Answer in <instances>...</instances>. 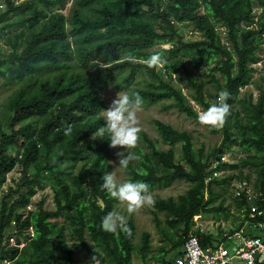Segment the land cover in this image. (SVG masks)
I'll list each match as a JSON object with an SVG mask.
<instances>
[{"label":"trees","instance_id":"16d2710c","mask_svg":"<svg viewBox=\"0 0 264 264\" xmlns=\"http://www.w3.org/2000/svg\"><path fill=\"white\" fill-rule=\"evenodd\" d=\"M63 2L0 0L5 8L0 11V35L8 47V53L0 58V89L17 86L7 99V120L0 131V187L15 167L20 169L15 187H8L1 200L0 263L52 264L53 251L60 247L65 251L66 263L73 264V251L63 241L64 228L55 227V221L67 213H71L67 218L70 237L90 260L97 255L101 264L130 263L135 251L133 221H128L131 235L120 231L108 233L101 227L103 217L114 210L117 202L101 187L102 177L108 173L106 157L110 139L107 134L103 139L99 136L93 139L94 132L106 126L105 121L96 118L106 107L103 91L121 73L128 71L125 82L129 83L137 71L144 70L157 76L158 84L149 83L146 88L135 89L130 96L139 94L147 106L171 101L168 109L174 108L201 125L198 113L181 91L162 81L156 70L145 65L144 60L154 52L163 53L167 59L160 71L169 78L173 75L179 78L184 73L195 93L194 100L203 111L217 100L221 91L229 93L227 103L231 105L222 128L201 125L212 133L222 134L219 146L207 153L202 146L194 150L188 132L154 120V128L170 148L160 150L142 134L147 152L139 154L136 166L129 165L126 169L129 181L145 182L149 189L179 181L190 184L186 193L176 200H157L153 205L182 228V235L173 247L181 246L183 237L194 225V216L226 212L221 206H213L215 187L225 186L233 179L249 181L248 175L239 172L238 176L227 175L205 183L212 163L232 144L243 148L247 157L242 166L254 171V187L264 197V87L255 103L250 98L245 106L248 111L245 122L234 109L236 104L243 103L239 95L250 84L252 65L260 61L258 53L264 45V0H77L78 7L70 19L55 9L62 8ZM92 5H97L95 17L85 10ZM255 8L261 10L257 19L253 14ZM68 20L74 46L68 40ZM181 24L191 25L201 38L186 41L179 28ZM218 27L225 29L226 43L221 42ZM165 43L170 45L168 49L153 50ZM128 54L136 57L135 63L126 59ZM185 58L194 69L207 71L203 78L213 85L214 92L207 94L204 82L190 76ZM31 119L41 121L37 130L29 122ZM232 122L240 130L239 139L232 138ZM68 128L70 135L65 134ZM176 144L180 145L179 160L172 148ZM13 148L19 150L17 156H13ZM78 164L81 165L77 172H67ZM157 168L169 173L159 175ZM217 169L231 171L238 166L221 164ZM43 174L54 184V210H46L40 201L35 210L18 213L17 208L26 209L43 188ZM13 194H18L17 199L10 203ZM244 205L243 199H235L237 212ZM10 233L28 240L22 250L18 238L14 246L8 247ZM196 235L203 246L212 240L202 232ZM148 239V234H143L141 254L148 251ZM88 242L101 245L104 256L91 251Z\"/></svg>","mask_w":264,"mask_h":264},{"label":"rangeland","instance_id":"374dc122","mask_svg":"<svg viewBox=\"0 0 264 264\" xmlns=\"http://www.w3.org/2000/svg\"><path fill=\"white\" fill-rule=\"evenodd\" d=\"M166 2V0H165ZM64 6L62 8L55 7L56 10L60 11L65 15L67 19H70L73 13V10L77 8V0H64ZM97 5H92L86 8L87 14L95 17L97 15L96 11ZM4 7L0 5V11H4ZM261 12L260 9L255 8L253 10V14L257 16ZM67 32H68V40L72 46H74V37L70 33L72 26L70 25V21H67ZM180 31L186 41H196L199 40L200 34L194 33L192 30V26L188 24L179 25ZM221 42L226 43V32L222 27L217 28ZM190 32H193L190 35ZM170 45L168 43L161 44L156 46L153 50H157L159 48L168 49ZM8 53V47L4 45L3 37L0 35V58L3 54ZM260 61L257 64L252 65L254 71L252 73V78L250 84L241 90L240 99L242 100V104H236L234 109L237 110L240 114V120L245 122L248 118L247 111V103L249 104V99L251 98V102L255 103L256 98L258 97L261 89L264 87V45L262 49L258 53ZM189 71L190 76H195L198 81L204 82L205 92L208 94L210 92H214L213 85L208 83L207 80L203 78V74H206L205 69L196 70L192 67L188 58L183 60ZM156 75L160 77L162 81H166L171 83L173 87L179 89L181 93L184 95L185 99L192 106L194 111L197 113L203 111L201 106H199L195 100V93L191 86L188 84V81L184 77V73H180L179 78L177 75H173L169 78L166 74L162 73L160 70H156ZM128 76V71L121 73L118 78L103 91L104 100H105V109L107 110L114 99L117 98L118 93L124 91L129 95L135 89H143L149 83L158 84L159 80L153 76L152 74L145 72L144 70H139L134 74L133 79L126 83L125 79ZM217 77V75H216ZM183 79V80H181ZM17 86H14L12 89H0V131L5 128V123L7 120V112H6V103L8 97L12 94V91L16 89ZM172 102L171 101H163L159 104L153 106H147L142 104L140 111L138 112V118L140 120L141 127L143 129L142 134H145L150 140H152L160 150H168L170 148L169 145L165 144L158 132L153 126V121L158 120L165 124L170 125L172 128L178 131H186L193 138L194 150H197L200 146L204 147L205 153L209 152L211 149L217 147L222 142L223 136L220 132L212 133L208 131L205 127L196 124L191 119L186 118L183 114L179 113L174 108H167ZM29 122L32 123V126L35 130L40 127L41 121L39 119H31ZM231 133L233 139H239L240 130L235 127V123H231ZM220 129V128H219ZM176 160H179L180 156V145L176 144L172 147ZM125 151L121 148H112L109 144L107 150L106 157V167L108 172L114 171L116 167L119 166V157L117 155L118 152ZM135 153L139 156L140 153L147 152V148L143 143L142 139H140V143L137 149L134 150ZM13 156H17L19 154V150L13 148L12 149ZM225 158L228 164L237 165V170H229L225 173H222L221 176L217 179L225 178L227 175L238 176L239 172L242 173L243 176H249V182L254 185L255 182V173L250 167H243L242 161L246 159V153L243 148L238 144H232L230 149L225 151ZM140 159V156H139ZM139 159L130 163L131 166H136L139 162ZM75 167L73 170L68 168L67 172H72L73 174L77 172L79 166ZM157 173L159 175L168 174L169 171L157 168ZM20 174L19 167H15V169L7 175L6 183L0 187V205L3 195L7 193L8 187H15V181L18 179ZM41 178V183L43 185L42 189H39L36 195L31 199L29 208L31 210L36 209V205L43 201V207L46 210H54V184L53 182L47 178L45 174H43ZM117 176L121 182L129 181V175L126 169L118 168ZM238 179H233L229 184L225 186H217L215 187V203L214 207H220L226 209L225 213L222 212H210L207 214L197 215L195 218L193 217L194 225L191 227L193 229H197L198 232H202L204 234L210 235L215 241H220L222 239V233L224 231H230L235 229L240 221L239 212H237L235 208V198L233 195V183ZM190 188V184L184 181L175 182L170 186H157L153 189H149L151 195L154 197V200H167L172 198L174 200L177 199L178 196L184 195L186 191ZM18 194H13L10 198V203H13L17 199ZM206 197V196H205ZM117 200V199H116ZM28 207L26 209L22 207L17 208L18 213L28 211ZM126 204L121 203L117 200L114 210L121 212L124 214L128 221L132 220L135 228V237L133 239V245L135 247V251L131 256V261L129 264H161L160 260L163 261H173L176 257L180 247L174 248L173 244L178 240V238L182 235L181 226H175L170 218L167 216L165 212H160L152 207H145L139 213L129 215L126 210ZM71 213H67L66 217L60 218L55 221V227L58 229L63 227V241L65 245L73 251L72 261L73 264H91L90 257L86 254V252L77 247L75 241L70 237L69 234V225L67 222V218ZM13 226V223H11ZM148 234V251L145 254L140 253V248L142 246L143 234ZM13 238L15 245L16 239H21L19 249L22 250L26 245L27 239L23 238L22 235L10 233ZM31 236V233H27ZM26 235V234H25ZM10 247V246H8ZM88 247L91 251L97 252L100 255L104 256V248L101 245L94 244L93 242H88ZM225 248L229 250L230 253L234 252V246L225 242ZM54 259L52 264H67L64 257L65 251L57 247L53 251ZM11 264V263H10ZM104 264H109L106 261Z\"/></svg>","mask_w":264,"mask_h":264},{"label":"clouds","instance_id":"9594fccd","mask_svg":"<svg viewBox=\"0 0 264 264\" xmlns=\"http://www.w3.org/2000/svg\"><path fill=\"white\" fill-rule=\"evenodd\" d=\"M126 59L131 63L136 62V57L131 54H128ZM167 62L161 52H154L148 59L144 60L148 68L157 71L164 69ZM92 63L98 64L99 61H93ZM101 67H104V65H101ZM229 98V93L221 91L217 100L206 111L198 113L199 123L210 129L222 128L226 124L231 111V105L227 103ZM142 104L143 98L139 94L130 96L124 91L118 93L117 98L113 100L107 110H100L96 114V118L105 121L106 126H100L93 134V139L96 136L103 139V136L107 134L112 148L125 150L117 153L119 166L114 171L103 175L101 187L110 197L126 204L129 215L137 214L145 207H152L155 203L147 183L142 181L121 182L117 176L118 168L127 169L131 162L139 159L134 150L139 146L143 131L138 118V112ZM65 134L70 135L71 128H68ZM101 227L108 233L115 234L120 231L131 235L128 218L115 210L103 217ZM5 264H10V262L6 261ZM91 264H101L97 255L92 257Z\"/></svg>","mask_w":264,"mask_h":264},{"label":"built area","instance_id":"2783aa9c","mask_svg":"<svg viewBox=\"0 0 264 264\" xmlns=\"http://www.w3.org/2000/svg\"><path fill=\"white\" fill-rule=\"evenodd\" d=\"M192 33L190 32V35ZM221 164H228L225 155L212 163L209 168L211 173L205 183L219 178L226 172L217 169ZM232 185L234 198L243 199L245 202L239 211L238 226L230 231H224L220 241L212 238L210 244L206 246L201 244V238L196 235L197 229L191 228L183 237L180 254L171 264H264V197L247 180H237ZM7 241L8 246H14L13 237ZM225 242L234 246L233 253L225 248Z\"/></svg>","mask_w":264,"mask_h":264}]
</instances>
